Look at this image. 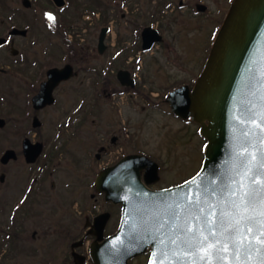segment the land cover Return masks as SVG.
Returning <instances> with one entry per match:
<instances>
[{"label":"flooded vegetation","instance_id":"af4514ba","mask_svg":"<svg viewBox=\"0 0 264 264\" xmlns=\"http://www.w3.org/2000/svg\"><path fill=\"white\" fill-rule=\"evenodd\" d=\"M232 1L119 0V58L115 53L108 63L111 29L101 50L99 34L96 44L86 29L81 37L72 26L75 0L64 6L47 0L62 44L50 42L48 31L28 21L25 11L33 2L27 8L23 0H0V253L7 247L10 254L16 242L28 246L39 241L46 245L37 247L41 264L89 263V244L96 239L93 219L109 213L103 237L119 224V204L105 199L96 176L125 155L144 154L159 164L157 178L147 187L172 185L161 184L159 157L138 150L135 143L125 148L132 117H122L121 104L126 100L141 114L173 115L185 128L195 123L176 116L167 98L183 87L192 92ZM99 8L85 12L90 26L107 25V2L100 0ZM37 12L39 18L43 12ZM144 30L152 39L148 49L143 48ZM51 69L63 72L50 90L44 84ZM109 102L115 120L107 138L98 122ZM52 114L55 118L47 123ZM115 121L119 133L112 129Z\"/></svg>","mask_w":264,"mask_h":264},{"label":"water","instance_id":"95a60500","mask_svg":"<svg viewBox=\"0 0 264 264\" xmlns=\"http://www.w3.org/2000/svg\"><path fill=\"white\" fill-rule=\"evenodd\" d=\"M150 38L144 30V48ZM62 72L51 69L45 86ZM167 100L176 115L192 112L200 123L202 166L163 190L146 187L158 166L144 155L101 170L96 188L122 204V216L116 233L91 243L93 263L128 264L150 247L148 264H264V0L233 1L193 92L179 88ZM108 216L94 218L98 239Z\"/></svg>","mask_w":264,"mask_h":264},{"label":"rangeland","instance_id":"374dc122","mask_svg":"<svg viewBox=\"0 0 264 264\" xmlns=\"http://www.w3.org/2000/svg\"><path fill=\"white\" fill-rule=\"evenodd\" d=\"M13 2L18 0H11ZM108 3V12L107 22L110 26H112V32L107 38L108 44V54H107V62L110 63L111 60L116 57L119 58V54H117L116 49L119 47V0H104ZM34 3V7L30 10H27L29 15L28 21H30L33 27H38L39 30L48 31L49 41L57 42L62 44V38L56 34L55 29L56 24L54 26L53 20L51 17L47 16L50 13L53 7L47 4V0H32ZM14 4V3H13ZM85 3H78L79 9L83 8ZM20 7V3L17 4ZM24 11V10H23ZM36 11L43 12L40 13L39 18L36 16ZM81 17L79 19L74 20L73 27L74 30L81 34V37H85L83 34L85 33L84 29L87 30V33H90L92 38V43H97L98 34L100 31L101 23L93 26H90L87 21L85 13L80 14ZM57 23V22H56ZM127 33V30H123V33ZM129 33V31H128ZM115 53L117 55H115ZM114 55L116 56L114 58ZM102 61L105 57H101ZM144 60L149 61L148 56L146 55ZM119 61L117 62L118 65ZM118 68V67H115ZM116 70V69H115ZM113 78V77H112ZM77 80V79H76ZM113 86H117L114 82ZM110 87V86H109ZM119 87V86H117ZM110 90V88H109ZM123 98L117 99L122 101ZM126 100L122 106V117H132L131 120H128L129 130L126 131L130 138L127 139L124 144L125 148L129 149L132 144L135 143L137 145L138 150H143L145 153L149 155H153L155 157H159V161L161 162V184H175L180 182L184 178L189 177L194 174L200 168L202 164V158L204 155V148L206 144V140L199 133V125L192 122H187V128L183 127V123L177 121L173 115L167 116L163 112H155L148 111L145 114H141L140 107L136 109L131 108V106H127ZM111 103L107 104V109L102 116H99L98 126L99 129L102 130L103 133L107 134V138L112 134L109 123L111 120H115L112 115ZM58 117V116H57ZM57 117L55 120H57ZM63 116H60V119ZM55 118V115L52 114L47 116V123L51 121V119ZM118 122V121H117ZM115 121V125L112 129H117L116 133H119V122ZM50 125V124H49ZM97 151L94 147L92 148V152ZM119 217L121 208L119 206ZM3 217L1 218V220ZM46 247V245L41 244L37 241L34 244H30L28 246H24L20 242H16L15 250L11 251L9 254L7 247H3V252L0 253V264H41V255L38 253L37 247ZM31 248H34L35 252L31 251ZM32 254H29L28 252ZM40 252V251H39ZM27 255L24 257L23 255ZM38 254V255H37ZM148 258V252L143 255L131 260L130 264H146V260ZM61 261V260H60ZM85 264H92L91 261Z\"/></svg>","mask_w":264,"mask_h":264},{"label":"trees","instance_id":"16d2710c","mask_svg":"<svg viewBox=\"0 0 264 264\" xmlns=\"http://www.w3.org/2000/svg\"><path fill=\"white\" fill-rule=\"evenodd\" d=\"M94 4H95L94 1H87V2H85L84 8L85 9L91 8L94 6Z\"/></svg>","mask_w":264,"mask_h":264}]
</instances>
